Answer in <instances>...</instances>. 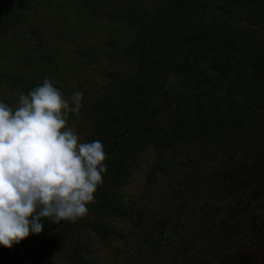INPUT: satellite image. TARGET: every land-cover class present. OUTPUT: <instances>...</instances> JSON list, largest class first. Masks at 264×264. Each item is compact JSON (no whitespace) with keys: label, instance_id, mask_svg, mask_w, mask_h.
Instances as JSON below:
<instances>
[{"label":"rangeland","instance_id":"rangeland-1","mask_svg":"<svg viewBox=\"0 0 264 264\" xmlns=\"http://www.w3.org/2000/svg\"><path fill=\"white\" fill-rule=\"evenodd\" d=\"M142 1L157 12L166 0ZM89 2L25 0L21 13L32 20L33 28L11 19L0 32L6 45L7 39L10 45L16 43L15 48L22 43L29 51L48 49L51 67L60 71L56 78L38 72V87L27 103L14 91L0 99V225L8 221L7 227L3 225L6 234L19 213L30 209L28 196L35 199L42 188L59 186L70 168L91 151L98 135L92 113L100 87L110 79L106 69L127 66L121 55L118 64L110 61L115 55L99 33L106 15L99 6H92L97 19L85 21V11L71 13L65 5ZM29 5L32 9H26ZM20 32L23 36L11 37ZM180 55L177 66L167 59L158 68L160 88L145 126V133L157 132L163 140L176 127L175 109L191 107L179 97L176 83H192L191 71L203 67L200 60L192 63L184 57L183 51ZM231 57L232 73L224 85L201 81L194 91L214 96L213 108L227 115L223 90L229 92L234 80L240 82V97L246 102L238 119L230 120L229 128L210 140L185 128L173 144L161 149L145 141L114 166L108 189L130 216L83 208L79 222L84 226L80 229L84 258L100 264H264V89L260 88L264 64ZM94 221L105 222L110 234L103 237L85 227ZM62 241H54L44 255L24 249L11 262L71 264L68 240Z\"/></svg>","mask_w":264,"mask_h":264},{"label":"trees","instance_id":"trees-1","mask_svg":"<svg viewBox=\"0 0 264 264\" xmlns=\"http://www.w3.org/2000/svg\"><path fill=\"white\" fill-rule=\"evenodd\" d=\"M23 1L0 2V32L11 19L33 28L32 20L21 13ZM84 1L90 2L65 5L71 13L85 11V21L97 19L92 6H99L106 14L99 33L105 35L103 44L115 55L110 61L118 64L121 55L127 66L119 70L106 69L110 79L100 87L99 101L92 113L98 135L91 151L70 168L59 186L48 191L40 188L42 195L35 194V199L28 196L30 209L19 213L9 233L3 230L8 221L0 225V252L5 250L0 264H13V257L24 249H35L37 254L44 255L49 246H54V241L61 243L63 239L68 240L70 247L68 262L100 264L80 253L83 247L80 229L84 226L80 225L79 215L83 208H95L129 218L128 209L116 204V195L108 189L113 167L129 158L145 141L153 142L159 149L173 144L185 128L198 131L209 140L222 134L229 128L230 120L238 119L246 102L240 97L241 83L234 80L229 92L223 90L227 115L213 108L214 96L195 93V87L201 81L211 86L224 85L232 73L231 56L246 59L249 64L257 63L255 61L264 64V0H166L157 12L149 11L142 0H96L95 4L92 0ZM26 9L32 8L29 5ZM77 29H73L74 32ZM21 36L20 32L12 33L11 37ZM6 41L8 45L0 39V99L14 91L27 103L34 98L33 92L38 87V72L56 78L60 71L51 67L53 58L48 49L29 51L23 49L22 43H17L15 48L16 43L10 45L9 40ZM12 48H15L13 53ZM181 51L192 63L200 60L203 67L201 71H191L192 83L189 80L176 83L179 97L191 107L181 112L175 109L176 127L173 126L163 140L157 132L145 133V126L160 88L158 68L167 59L177 66L181 62ZM260 88L264 89V81ZM45 170L53 174L51 169ZM21 185L24 188L23 182ZM79 204L82 207L78 208ZM87 224L85 227L100 236L110 234L105 222ZM67 233L71 234L69 238ZM17 243L21 244L16 246ZM151 246L155 249L154 241ZM47 264L52 263L47 261Z\"/></svg>","mask_w":264,"mask_h":264},{"label":"water","instance_id":"water-1","mask_svg":"<svg viewBox=\"0 0 264 264\" xmlns=\"http://www.w3.org/2000/svg\"><path fill=\"white\" fill-rule=\"evenodd\" d=\"M33 239H35V237L34 238H32V239H30V241H32ZM21 243H17V244H15L16 246H18V245H20ZM4 252H5V250L4 251H2V252H0V256H2L3 254H4Z\"/></svg>","mask_w":264,"mask_h":264}]
</instances>
